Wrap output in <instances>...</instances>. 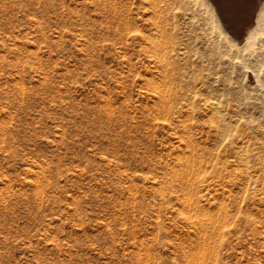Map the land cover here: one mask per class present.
I'll return each instance as SVG.
<instances>
[{"label": "rangeland", "instance_id": "374dc122", "mask_svg": "<svg viewBox=\"0 0 264 264\" xmlns=\"http://www.w3.org/2000/svg\"><path fill=\"white\" fill-rule=\"evenodd\" d=\"M147 1L0 0V264H264V101Z\"/></svg>", "mask_w": 264, "mask_h": 264}, {"label": "bare ground", "instance_id": "6f19581e", "mask_svg": "<svg viewBox=\"0 0 264 264\" xmlns=\"http://www.w3.org/2000/svg\"><path fill=\"white\" fill-rule=\"evenodd\" d=\"M147 1V0H146ZM151 1V0H150ZM152 1H154V0H152ZM226 2H227V0H225ZM225 1H223V2H225ZM241 1V0H240ZM249 1V0H248ZM148 2V1H147ZM155 2H162V1H160V0H158V1H154V4H155ZM183 2H184V5L186 6V13L189 15V17H191V19H193V20H195L196 22H198L197 24L202 28V30H203V33H204V38L205 39H207V41L210 43V44H212V45H214V47H216L217 48V52H216V60H218V62H219V66L222 64L223 66L225 65L227 68H230L234 73H235V77L234 78H236V82H237V84H238V86L239 87H242L243 88V90H244V95L245 96H247L248 95V91H249V96H251V93H252V96H256L258 99H262L263 101H264V0H260V1H258L259 3L257 4L258 6L256 7L254 4H255V2H254V6L256 7V8H254L255 9V13H254V15L252 16L253 17V20H252V22H251V24L249 23V25L247 24V25H245L246 27H244V26H242L241 24H242V22H241V19H240V25L242 26V27H244V28H242V32H240V30L239 29H236L237 31L239 30V34H241V38L240 39H238V38H236L235 36H233L231 33H233V32H235V31H233V32H231V33H229L230 31H228L227 30V25L225 24V22L222 20V17H221V15L223 14H221V11H223L224 12V14H225V12L226 11H224V10H222L223 9V7H222V4L220 3L221 2V0H183ZM222 2V3H223ZM225 2V3H226ZM244 2V1H243ZM247 2V1H246ZM252 2V3H253ZM257 2V1H256ZM150 3V2H149ZM153 3V2H152ZM240 4H241V2H239ZM250 2H248V4H249ZM251 3V4H252ZM251 4H249L250 6H248V7H251L252 5ZM242 5V4H241ZM241 5H238L239 7L241 6ZM247 5V4H246ZM159 6V5H158ZM156 7V9H154L155 11L159 8H161V7ZM161 6V5H160ZM237 6V7H238ZM245 6V5H244ZM150 7H153V4H152V6H151V3H150ZM155 7V6H154ZM153 7V8H154ZM162 7H164V5L162 4ZM222 7V8H221ZM225 7V6H224ZM226 7H227V5H226ZM225 7V8H226ZM229 7V6H228ZM231 7V6H230ZM229 7V8H230ZM234 7V6H233ZM236 7V8H237ZM247 7V6H246ZM245 7V8H246ZM253 7V6H252ZM152 8V9H153ZM224 8V9H225ZM244 8V9H245ZM152 9L150 10V11H152ZM166 8H164L163 10H165ZM235 9V8H234ZM243 8H242V10H244ZM247 9V8H246ZM251 9V8H250ZM253 9V8H252ZM253 9V10H254ZM227 10V9H226ZM232 11H233V9H231ZM236 10V9H235ZM241 10V11H242ZM248 10V9H247ZM246 10V11H247ZM160 11V10H159ZM161 11H162V9H161ZM230 11V10H229ZM231 11V12H232ZM246 11H245V14H246ZM249 11V10H248ZM154 11H152V13H153ZM157 12H158V10H157ZM230 12V13H231ZM238 12V11H237ZM243 12V11H242ZM251 12V14H252V10L250 11ZM230 13H228V14H230ZM234 13V12H233ZM241 13V12H240ZM150 14V13H149ZM154 14V13H153ZM153 14H151V18H152V15ZM158 13H156L155 15H157ZM223 14V15H224ZM247 14H249V12L247 13ZM222 15V16H223ZM231 15H233V14H231ZM240 15V14H239ZM159 16V15H158ZM158 16H157V21H159V19H158ZM227 16V15H226ZM229 16V15H228ZM228 16H227V18H228ZM238 16V15H237ZM241 16V15H240ZM244 16V15H243ZM224 17H225V15H224ZM223 17V18H224ZM230 17V16H229ZM233 17H234V15H233ZM248 17V16H247ZM247 17H246V19H247ZM251 17V16H250ZM251 17V18H252ZM150 18V19H151ZM154 18H156V16L154 17ZM230 18H232V17H230ZM239 18H242V16L241 17H239ZM245 18V17H244ZM225 19V18H224ZM233 19V18H232ZM245 19V20H246ZM250 19V18H249ZM152 20V19H151ZM155 20V21H156ZM236 20L237 21H239V19H237L236 18ZM243 20V19H242ZM152 21H154V20H152ZM155 21H154V25H156L155 24ZM233 21H235L234 19L232 20V22ZM237 21H236V23H237ZM248 21V20H247ZM246 21V22H247ZM250 21H251V19H250ZM231 21H230V23H232ZM150 23V22H149ZM235 23V22H234ZM160 24V23H159ZM228 24V23H227ZM245 24V23H244ZM153 25V26H154ZM235 25H237V24H235ZM150 26V25H149ZM158 26V24L155 26V27H157ZM230 26V25H229ZM231 26H234V25H232L231 24ZM231 26H230V28H231ZM150 27H152V26H150ZM163 27V26H162ZM236 27V26H235ZM164 28V27H163ZM163 28H161V29H163ZM151 28H149L148 30H150ZM154 29V28H153ZM156 29V28H155ZM241 29V28H240ZM160 30V29H159ZM159 30H157V31H155V33L157 32L158 33V31ZM231 30V29H230ZM234 30V29H233ZM152 31V29L150 30V32ZM162 31V30H161ZM237 31H236V33H237ZM149 32V31H148ZM148 32H147V34H148ZM156 33V34H157ZM235 33V34H236ZM161 34V35H160ZM159 35H158V38L159 39H161L162 38V35H163V31H162V33H160ZM238 34V35H239ZM153 35V33L151 32V35L149 36V35H147L148 36V38H150L151 36ZM160 36H161V38H160ZM165 36V35H164ZM164 36H163V38H164ZM153 37V36H152ZM166 38V37H165ZM164 38V39H165ZM155 40L157 39V37H155L154 38ZM158 39V40H159ZM149 40V39H148ZM154 40V41H155ZM167 40V39H166ZM150 42L151 41H153L152 39H150L149 40ZM153 41V42H154ZM161 41V40H160ZM159 41V42H160ZM174 41V40H173ZM158 42V43H159ZM164 42H166L167 43V41H161V43H163V45H165V46H167L166 44H164ZM155 44V43H154ZM153 43H152V45H154ZM156 44H157V42H156ZM179 44V43H178ZM163 45L161 46V44L160 45H158L159 46V48H160V46H161V49L163 48ZM177 45V44H176ZM181 45H182V43H181ZM157 46V45H156ZM156 46H153L152 48L150 47V49L152 50L153 48H154V50H155V47ZM158 46L156 47V48H158ZM164 46V47H165ZM170 46H172V45H170ZM169 46V47H170ZM178 46H180V45H178ZM182 46H184V45H182ZM149 47V46H148ZM166 49L165 50H167V47H165ZM177 48V47H176ZM178 48H180V47H178ZM169 49V48H168ZM171 49H172V51L174 52V49L171 47ZM182 49V48H181ZM184 49V48H183ZM164 50V49H163ZM163 50H161V51H159V53L161 52V54H162V56L164 55V52H163ZM164 50V51H165ZM148 51L150 52V53H153V52H151L149 49H148ZM156 51H158V50H156ZM177 51H181V50H177ZM167 52V51H166ZM166 52H165V54H166ZM169 52H171V50L169 51ZM175 52H176V50H175ZM184 52V51H183ZM158 54V52H154V55L155 54ZM182 53V52H181ZM174 54V53H173ZM183 54V53H182ZM167 55V54H166ZM165 55V56H166ZM175 55H178L177 53L175 54ZM174 55V56H175ZM181 55V54H180ZM179 55V56H180ZM187 55V54H186ZM159 56V55H158ZM158 56H156V57H158ZM164 56V57H165ZM168 56H170V59L172 58V56L171 55H169V53H168ZM173 56V57H174ZM178 56V59L180 58ZM187 56H189V55H187ZM192 57V56H191ZM195 57V56H194ZM152 58H153V56H152ZM161 58V57H160ZM159 57L157 58V60H159L160 59ZM167 58V57H166ZM183 58V57H182ZM193 58V57H192ZM205 58H206V60H208V59H210L208 56H205ZM205 58L203 59V60H205ZM164 59V58H163ZM169 59V60H170ZM174 60H176L175 58H173ZM173 59L171 60V62L173 61ZM177 59V60H178ZM183 59H185V58H183ZM190 60H191V58H189ZM194 59V58H193ZM195 59H196V57H195ZM200 59V58H199ZM157 60H155V61H157ZM179 60H181L182 61V59L180 58ZM186 60V59H185ZM198 60V59H197ZM151 61H152V59H151ZM160 61V60H159ZM166 61H167V59H166ZM184 61V60H183ZM153 62H154V60H153ZM162 62V60L160 61V63ZM168 63H169V61H167ZM175 61H173L172 63H174ZM188 62V61H187ZM187 62H186V64H187ZM184 63V62H183ZM183 63H181L180 64V61H179V64L180 65H182ZM189 63V62H188ZM197 63H198V61H197ZM154 64H156V62L154 63ZM171 63H169V65H170ZM175 64V63H174ZM153 65V64H152ZM161 65V64H160ZM163 65H167L168 66V64L166 63H164ZM176 65H178V62H177V64H175L174 66H176ZM193 64H191V66H192ZM195 65V64H194ZM154 66V65H153ZM159 66V65H158ZM157 66V67H158ZM162 66V65H161ZM170 66H172V65H170ZM179 66V65H178ZM186 66H188V65H186ZM185 66V67H186ZM190 66V67H191ZM197 66V65H196ZM222 66V67H223ZM164 67V66H163ZM161 68V69H163V72H161V73H166V68ZM169 67V66H168ZM180 67V66H179ZM182 67V66H181ZM183 67H184V64H183ZM189 67V66H188ZM156 68V67H155ZM174 68H177V67H174ZM216 68H220V67H218V64H217V67ZM178 69H180V68H177V70ZM185 69V68H184ZM186 69H188V68H186ZM191 69V68H190ZM196 69V68H195ZM221 69V68H220ZM155 70V69H154ZM156 70H159L158 68H156ZM167 70H171V68L170 69H167ZM174 70V69H173ZM172 70V71H173ZM180 70H182V69H180ZM161 71V70H160ZM172 71L170 72V73H172ZM188 71H190V70H188ZM218 71V70H217ZM159 72V71H158ZM169 72V71H168ZM173 72H175V75L177 76V74H178V76H180V75H182V74H180L179 75V73L177 72L176 73V70L175 71H173ZM180 72H182V71H180ZM184 72H186V71H184ZM191 72V71H190ZM189 72V73H190ZM193 72V71H192ZM153 73H155V72H153ZM164 73V74H165ZM170 73H167V74H169L170 75ZM167 74L165 75V76H167ZM174 74V73H173ZM186 74H187V72H186ZM160 75V74H159ZM168 75V76H169ZM184 75V74H183ZM188 75V74H187ZM186 75V76H187ZM161 76H162V74H161ZM160 76V77H161ZM170 76H172V75H170ZM176 76H174V77H176ZM185 76V77H186ZM159 77V76H158ZM157 76H156V78H158ZM163 78H166V77H164V75L162 76ZM161 77V78H162ZM181 77V76H180ZM184 77V76H183ZM189 77V76H188ZM197 77V76H196ZM201 77V76H200ZM170 78V77H169ZM172 78H173V76H172ZM172 78H170V80L172 81ZM178 77H176L175 79L176 80H178L177 79ZM189 78H191V77H189ZM175 79H173V80H175ZM183 79V78H182ZM185 79V78H184ZM193 79V78H192ZM196 79V78H195ZM153 80V79H152ZM161 80V79H160ZM165 80V79H164ZM168 80V79H167ZM167 80H165L164 82H168ZM175 80V81H176ZM186 80H188V79H186ZM186 80H185V83L187 84V82H186ZM194 80V79H193ZM155 81H158V80H155ZM154 81V83L152 82V85H154L155 84V88H158V87H156V85H158V84H156V82ZM161 81H163V79L161 80ZM171 81H170V83H171ZM189 81H191L190 82V84L192 83V80H189ZM173 82V81H172ZM178 82V81H177ZM160 83V82H159ZM169 83V82H168ZM174 83V82H173ZM178 83H180V82H178ZM181 83H184V81L183 82H181ZM162 84V83H161ZM160 84V85H161ZM164 84H166L167 85V83H164ZM189 84V83H188ZM187 84V85H188ZM160 85H159V87H160ZM165 85V86H166ZM169 86L170 85H172L173 86V84H168ZM167 85V86H168ZM176 85H178V84H176ZM184 85V84H183ZM192 86H193V83L191 84ZM164 86V85H163ZM166 86V87H167ZM172 86L170 87L171 89H172ZM174 86H175V84H174ZM180 86H182V84H180V85H178V87H180ZM190 86V85H189ZM187 87V86H186ZM191 87V86H190ZM190 87H188L187 89H190ZM165 88V87H164ZM163 88V89H164ZM174 88H177V86H175V87H173V89ZM182 89H181V92H183L182 90H183V88L184 87H181ZM199 88V87H198ZM160 89H161V87H160ZM163 89H161V91L163 90ZM196 89V88H195ZM195 89L193 88V90L195 91ZM166 89H164V91H165ZM168 90V92L170 93L171 91H169V89H167ZM177 90V89H176ZM179 90V89H178ZM192 89H190V92H188V94L190 95H197L196 94V92H195V94H193L194 92L193 91H191ZM201 90V89H200ZM248 90V91H247ZM158 91H159V89H158ZM186 91L187 90H185V92H183L185 95H186ZM189 91V90H188ZM154 92H156V91H154ZM160 92V91H159ZM159 92H158V94H159ZM174 92V91H173ZM178 92H180V91H178ZM181 92H180V94H181ZM191 92H193V93H191ZM162 93V92H161ZM166 94H168L167 92H165ZM176 93V92H175ZM199 93V92H198ZM203 92H201L200 94H202ZM156 95L157 96V99L159 98L158 96L160 95H162V94H159V95ZM166 94H164V95H166ZM171 94V93H170ZM184 94H182V95H184ZM200 94H198V96H200L201 97V95ZM179 95V94H178ZM168 96V95H167ZM172 96V95H171ZM181 96V95H180ZM204 96V95H203ZM206 96H208L207 97V99H209V97H210V95H206ZM177 97L179 98V100L181 99V97H179V96H176V99H177ZM183 97V96H182ZM185 98V100H187L186 99V96H184ZM188 97V96H187ZM190 97V96H189ZM200 97H198V98H200ZM172 98V97H171ZM174 98V97H173ZM173 98H172V102L174 101H176V100H173ZM203 97H201V99H202ZM213 98V97H212ZM216 98V97H215ZM215 98H213V99H215ZM220 98V97H219ZM218 98V99H219ZM163 98H162V96H161V100H162ZM165 99H167L166 100V102H169V101H171V99H170V97L168 96V98H166V96H165ZM168 99H170V100H168ZM190 99V98H189ZM192 99H194L193 97H192ZM159 100V99H158ZM178 100V101H179ZM203 100V99H202ZM209 100H211V99H209ZM217 100V99H216ZM205 101H206V99H205ZM161 102H163V100L161 101ZM164 102H165V100H164ZM171 102V103H172ZM173 102V103H174ZM177 102V101H176ZM219 102H220V100H219ZM170 103V102H169Z\"/></svg>", "mask_w": 264, "mask_h": 264}]
</instances>
